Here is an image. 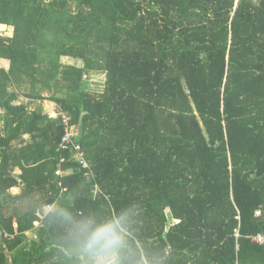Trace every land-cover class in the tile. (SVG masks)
Listing matches in <instances>:
<instances>
[{
	"label": "trees",
	"instance_id": "trees-1",
	"mask_svg": "<svg viewBox=\"0 0 264 264\" xmlns=\"http://www.w3.org/2000/svg\"><path fill=\"white\" fill-rule=\"evenodd\" d=\"M261 232L264 0H0V264H264Z\"/></svg>",
	"mask_w": 264,
	"mask_h": 264
},
{
	"label": "built area",
	"instance_id": "built-area-1",
	"mask_svg": "<svg viewBox=\"0 0 264 264\" xmlns=\"http://www.w3.org/2000/svg\"><path fill=\"white\" fill-rule=\"evenodd\" d=\"M58 112V115L62 118V125L64 126L65 128V134L63 135L62 137V140H61V143H60V149L62 150H73L75 151V155H76V158H77V161L79 162V164L83 167V168H89V163L86 161L85 159V154H84V151L82 149V147L77 144L75 142V138H76V129L75 127L71 126L70 125V118L67 116L66 113H63L62 111L60 110H57ZM64 173L63 170L59 169L56 174L59 176V175H62ZM60 186L61 183L59 184ZM64 191H66V189H64ZM45 212L51 210V207L50 206H46L44 208ZM260 213H257V215H259ZM237 220H240V217L237 216L236 217ZM252 241L260 246H264V232H261L255 236L252 237Z\"/></svg>",
	"mask_w": 264,
	"mask_h": 264
},
{
	"label": "rangeland",
	"instance_id": "rangeland-1",
	"mask_svg": "<svg viewBox=\"0 0 264 264\" xmlns=\"http://www.w3.org/2000/svg\"><path fill=\"white\" fill-rule=\"evenodd\" d=\"M62 62L64 64H78V63H75L70 58H62ZM85 81L87 84V90L88 91L100 92L104 87L105 76L102 73L93 74V75L89 76ZM46 95L48 96L47 93H46ZM46 106H47V108H48V106L52 108V106H54V104L48 100H46L44 102H34V104L31 106V108L32 109H35V108L37 109L39 107L46 108ZM99 264H107V262L102 258V259H100ZM109 264H111V263H109Z\"/></svg>",
	"mask_w": 264,
	"mask_h": 264
},
{
	"label": "crops",
	"instance_id": "crops-1",
	"mask_svg": "<svg viewBox=\"0 0 264 264\" xmlns=\"http://www.w3.org/2000/svg\"><path fill=\"white\" fill-rule=\"evenodd\" d=\"M1 29L4 30V31H6V30H7V27H3V28L1 27ZM33 104H34V103H33ZM31 106H32V105H31ZM46 108H47V106H46ZM46 108H43V109L46 111V113L52 110L51 107H49V106H48L47 109H46ZM25 138H27V136H26ZM15 174H16V175H19V174H20V170L17 169V170L15 171ZM14 191H17V189H15ZM109 263H110V262H109ZM109 263L107 262V264H109Z\"/></svg>",
	"mask_w": 264,
	"mask_h": 264
}]
</instances>
